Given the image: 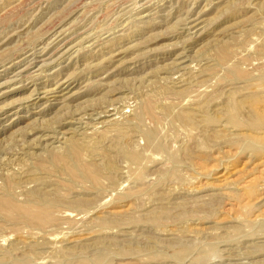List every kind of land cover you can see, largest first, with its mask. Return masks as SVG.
<instances>
[{"label": "rangeland", "instance_id": "1", "mask_svg": "<svg viewBox=\"0 0 264 264\" xmlns=\"http://www.w3.org/2000/svg\"><path fill=\"white\" fill-rule=\"evenodd\" d=\"M0 264H264V0H0Z\"/></svg>", "mask_w": 264, "mask_h": 264}]
</instances>
